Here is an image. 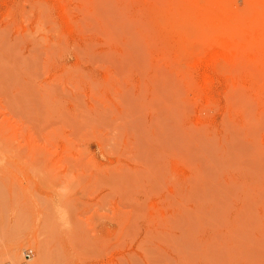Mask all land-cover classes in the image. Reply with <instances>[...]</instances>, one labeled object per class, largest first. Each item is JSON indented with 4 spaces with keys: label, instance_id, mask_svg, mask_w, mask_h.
Returning a JSON list of instances; mask_svg holds the SVG:
<instances>
[{
    "label": "rangeland",
    "instance_id": "rangeland-1",
    "mask_svg": "<svg viewBox=\"0 0 264 264\" xmlns=\"http://www.w3.org/2000/svg\"><path fill=\"white\" fill-rule=\"evenodd\" d=\"M0 264H264V0H0Z\"/></svg>",
    "mask_w": 264,
    "mask_h": 264
},
{
    "label": "built area",
    "instance_id": "built-area-1",
    "mask_svg": "<svg viewBox=\"0 0 264 264\" xmlns=\"http://www.w3.org/2000/svg\"><path fill=\"white\" fill-rule=\"evenodd\" d=\"M35 255V250L33 248H27L24 250V258L25 260H30Z\"/></svg>",
    "mask_w": 264,
    "mask_h": 264
}]
</instances>
